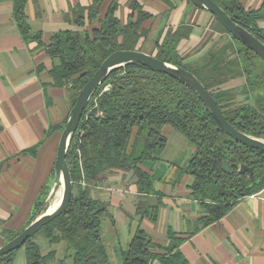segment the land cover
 I'll list each match as a JSON object with an SVG mask.
<instances>
[{
  "label": "trees",
  "instance_id": "obj_1",
  "mask_svg": "<svg viewBox=\"0 0 264 264\" xmlns=\"http://www.w3.org/2000/svg\"><path fill=\"white\" fill-rule=\"evenodd\" d=\"M29 0H14V17L26 42L43 46L41 35L28 23ZM105 0H94L88 8H74V23L83 27L86 19L97 21L91 31H61L53 34L47 45L58 60L50 71L54 83L70 86L72 107L79 92L114 52L139 50L157 59L180 66L193 73L217 101L227 121L237 130L264 139V61L234 38L214 17L213 27L221 34L218 42L198 57H183L179 42L190 29L179 27L159 38L154 48L145 50L148 32L142 24L150 18L136 1L131 7L137 16L122 25L111 5L104 19H99ZM171 6V0H165ZM196 8L193 0H188ZM234 22L264 43V7L246 9L240 0H213ZM144 43L140 47V41ZM156 53L154 54V51ZM245 79L239 87L226 86ZM114 86V90L106 87ZM242 97L243 100H242ZM67 119L61 127L65 128ZM183 134L193 153L178 166L177 178L191 176L192 195L204 210L194 222L191 234L220 221L242 198L264 189V151L251 148L229 136L205 107L200 97L187 85L165 73L140 63H131L113 72L98 88L85 109L67 154L73 193L68 208L44 226L25 245L0 257V264H14L15 255L25 250L27 264H115L104 238L103 223L115 225L108 201L95 195L105 187L110 175L131 173L138 192L155 193V176L143 169L146 161H155L167 145L164 127ZM246 164L253 174H240L235 168L227 174L223 162ZM46 192L40 197L33 215L22 231L47 207ZM142 203L137 214L151 216V208ZM18 233H7V242ZM169 244H157L153 236L139 227L125 250L118 253L120 264H188L178 251L184 239L169 231ZM39 237L42 241H37ZM6 242V243H7ZM62 244V251L44 253V246Z\"/></svg>",
  "mask_w": 264,
  "mask_h": 264
},
{
  "label": "crops",
  "instance_id": "obj_2",
  "mask_svg": "<svg viewBox=\"0 0 264 264\" xmlns=\"http://www.w3.org/2000/svg\"><path fill=\"white\" fill-rule=\"evenodd\" d=\"M94 0H29L26 5L28 23L41 35L43 46L26 42L14 17V0H0V246L7 242V233H18L31 219L36 203L54 187V166L57 159L61 127L72 108L70 86L56 85L50 71L58 60L52 58L47 45L53 34L61 31H91L99 23L79 27L74 23V8H88ZM136 1L150 14L142 28L148 32L145 50L154 42L163 41L167 32L185 26L189 36L183 38L178 51L183 57H198L221 34L213 27L214 17L196 8L188 0H105L99 19H104L111 5L116 17L125 25L137 12ZM248 10L264 7V0H240ZM264 27V22H260ZM145 39L140 41L141 47ZM157 50L154 51V54ZM245 79L233 80L226 86L244 85ZM244 97H242L243 100ZM163 133L167 145L157 160L146 161L144 170L155 176V193L138 192L131 173L116 172L107 185L95 195L108 201L116 224L109 229L108 247L117 256L125 250L136 230L141 227L157 244H169V231L184 241L178 251L188 264H264V189L239 200L220 221L191 234L194 222L204 214L191 191L193 178L178 179L181 152L186 137L169 126ZM185 154V153H184ZM142 203L151 208V216L142 217L137 210ZM106 240V239H105ZM14 264H27L25 250H20ZM151 264H162L159 260Z\"/></svg>",
  "mask_w": 264,
  "mask_h": 264
},
{
  "label": "water",
  "instance_id": "obj_3",
  "mask_svg": "<svg viewBox=\"0 0 264 264\" xmlns=\"http://www.w3.org/2000/svg\"><path fill=\"white\" fill-rule=\"evenodd\" d=\"M193 1L201 9L212 14L234 38L254 51L264 61V43L252 33L234 22L231 16L223 8L213 0ZM131 63H140L157 72L170 75L181 83L187 85L200 97L205 107L213 114L221 128L229 136L246 146L264 151V139L248 135L234 128L227 121L217 101L193 73L180 66L161 61L154 55L139 50L116 51L102 63L98 71L81 89L75 104L71 108L67 117L65 128L61 134L57 159L54 166V187L51 193L49 192L47 198L48 203L53 199L56 190L62 186L63 195L59 204L52 211L48 206V208L42 214L38 215L20 234L5 243L3 246H0V257L22 248L29 239L33 238L44 226L59 217L68 208L72 198L73 183L67 162V154L83 113L98 88L108 79V77L119 68ZM114 88L115 87L112 86L110 90H114ZM235 168L240 174H253V169L246 164H232L229 161L223 162V169L227 174H233Z\"/></svg>",
  "mask_w": 264,
  "mask_h": 264
},
{
  "label": "rangeland",
  "instance_id": "obj_4",
  "mask_svg": "<svg viewBox=\"0 0 264 264\" xmlns=\"http://www.w3.org/2000/svg\"><path fill=\"white\" fill-rule=\"evenodd\" d=\"M185 153V154H184ZM193 153V148L191 146H189V144L187 143L186 146L183 147L182 149V152H181V161L182 160H188V158L191 156V154ZM184 162V161H182ZM148 165H150V162H147V163H144L142 166L146 169L148 167ZM59 190V189H58ZM55 192L54 194V197L53 199H51L48 203H47V207H51L52 204H53V201L55 199V196H56V193L57 191ZM109 229L111 230L112 229V226L110 225L109 221H104L103 223V233H104V238L106 239V241L108 242V238L110 237V232H109ZM37 241H42L39 237L36 238ZM62 244H57V245H53L52 247H49L48 245L47 246H44V253H48L49 251L51 250H56L58 251V253H61L62 251ZM109 252L112 256V260L115 264H120V259H119V256L115 255V253L111 251V249L109 248Z\"/></svg>",
  "mask_w": 264,
  "mask_h": 264
},
{
  "label": "bare ground",
  "instance_id": "obj_5",
  "mask_svg": "<svg viewBox=\"0 0 264 264\" xmlns=\"http://www.w3.org/2000/svg\"><path fill=\"white\" fill-rule=\"evenodd\" d=\"M62 195H63V187L60 186L59 187V190L57 191L56 193V196H55V199L53 201V204L52 206L50 207V210L52 211L60 202L61 198H62Z\"/></svg>",
  "mask_w": 264,
  "mask_h": 264
},
{
  "label": "built area",
  "instance_id": "obj_6",
  "mask_svg": "<svg viewBox=\"0 0 264 264\" xmlns=\"http://www.w3.org/2000/svg\"><path fill=\"white\" fill-rule=\"evenodd\" d=\"M106 89H108V90H109V89H110V86L106 87Z\"/></svg>",
  "mask_w": 264,
  "mask_h": 264
}]
</instances>
